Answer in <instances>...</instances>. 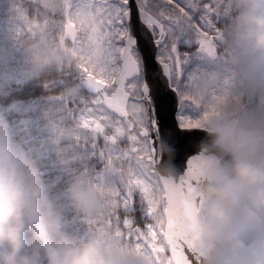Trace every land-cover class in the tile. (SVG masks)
<instances>
[{
    "label": "snow or ice",
    "instance_id": "obj_1",
    "mask_svg": "<svg viewBox=\"0 0 264 264\" xmlns=\"http://www.w3.org/2000/svg\"><path fill=\"white\" fill-rule=\"evenodd\" d=\"M227 0H58L42 15L20 18L46 55L75 63L95 94L78 127L125 146L108 156L123 190L92 189L102 203L93 233L143 257L144 264H202L203 200L196 190L194 146L202 120L229 99L227 79L186 77L196 53L215 57ZM160 149L165 151L159 155ZM168 171L165 172L164 170ZM134 194L139 224L121 218Z\"/></svg>",
    "mask_w": 264,
    "mask_h": 264
},
{
    "label": "clouds",
    "instance_id": "obj_2",
    "mask_svg": "<svg viewBox=\"0 0 264 264\" xmlns=\"http://www.w3.org/2000/svg\"><path fill=\"white\" fill-rule=\"evenodd\" d=\"M42 15L58 0H33ZM219 27L222 62L241 89L264 94V0H230ZM213 156L200 171L203 200L202 264H264V125L246 117L206 122ZM227 157V159H224ZM74 208L95 219L102 203L92 188L74 181L65 189ZM0 264H144L122 242L96 233L64 230L61 214L31 158L0 120Z\"/></svg>",
    "mask_w": 264,
    "mask_h": 264
},
{
    "label": "rangeland",
    "instance_id": "obj_3",
    "mask_svg": "<svg viewBox=\"0 0 264 264\" xmlns=\"http://www.w3.org/2000/svg\"><path fill=\"white\" fill-rule=\"evenodd\" d=\"M24 1L34 3L33 0H0V63L4 64V78L0 81V91L4 88L3 83L5 80L13 82L14 86H17L36 76L42 70L60 71L70 64L69 61L58 60L55 56L44 54L40 47H38V41L24 31V23L20 18V14L26 13L16 10L18 8L22 9L25 6ZM35 7L33 16L39 12L38 6L36 5ZM230 7V0H227L226 11L222 12L221 19L217 25L218 27L223 23L224 17L230 11ZM216 47H219L217 42ZM73 65L75 68L73 71L75 72L70 75L69 79L62 78L58 81L50 80L43 83L45 86L51 85L52 89L59 87V90L51 91L48 97L58 102L65 99V101H71L74 105V110L70 109L66 111V118L70 121L71 126L62 130L63 132L60 131V134L54 137L51 142L38 139V142L35 143L40 144V146L52 148L55 145L60 147L62 142L69 139L66 144L67 148L72 149L71 153L75 152V159H78L85 157L86 154H91L90 151L93 148L96 150L94 146L98 141L96 134H92L78 127L80 113L92 103L95 95H89L88 98L83 96V93L78 88L79 85H77V81H79L82 75L75 63ZM184 75L186 77L215 75L220 79H227L230 84L228 89V102L220 108L217 115L202 120L199 126L205 127L209 119L220 116H224L227 119L235 116L237 118L243 116L256 126L264 125V94L257 93L253 89H241L235 76L229 71L227 65L222 62L220 53L212 59L200 53L190 56L188 63L184 67ZM47 101L49 99L43 101L42 99L32 98L27 102H14L8 109L13 110L19 116H27L31 112H35L40 103H47ZM29 120L27 116V121ZM33 122L37 124L36 121ZM64 135L70 136L64 137ZM121 141L123 139L119 140L116 144H112L106 140L104 135L102 149H100V165L97 166L98 168L93 166L92 172H94V176L86 180L85 184L87 187L92 188L93 186L102 185L105 188H112L118 191L123 190V182L120 174L110 167L108 162V156L110 154L116 155L123 148L118 145V143L121 144ZM83 170L84 176L86 177L92 173H86L88 167ZM61 199L69 200L67 195H64ZM130 207L131 205L123 209H130ZM87 221L82 215L73 221L76 231L85 230L83 235L93 233Z\"/></svg>",
    "mask_w": 264,
    "mask_h": 264
},
{
    "label": "trees",
    "instance_id": "obj_4",
    "mask_svg": "<svg viewBox=\"0 0 264 264\" xmlns=\"http://www.w3.org/2000/svg\"><path fill=\"white\" fill-rule=\"evenodd\" d=\"M24 3L25 6L22 9L18 8L16 10L25 12L27 16H33L36 5L27 1H24ZM0 66L1 81L4 78V64L0 63ZM73 70H75L74 65L70 62L69 66L60 71L42 70L21 85L14 86L13 82L5 80L3 83L4 88L0 91V120L6 123L14 142L34 160L47 192L61 214L64 230L75 235H83L85 230L76 231L73 225V221L82 214L74 208L70 200H62L61 198L66 195L65 189L68 185L74 181L86 185V180L94 176L93 166L98 168L97 166L100 165L101 143H96L94 146L96 150H91V154H86L85 157L78 159H75V152L71 153L72 149L67 148L66 144L69 139L62 142L60 147L55 145L52 148L35 143L38 142V139L51 142L54 137L60 134V131L71 126L70 121L66 118V111L74 110V105L71 101H65V99L58 102L48 97L51 91L59 90V87L52 89L51 85L45 86L43 83L50 80L58 81L62 78L69 79L70 75L75 72ZM77 83L79 84V81ZM78 88L82 93L84 92L80 86ZM84 96L88 98L87 95ZM32 98L42 99L43 101L49 99V101L40 103L35 112L27 115L29 121H27V116H19L13 110L8 109L14 102H27ZM33 121H36L37 124ZM70 135H64V137ZM87 167L86 173H92L86 177L83 169ZM119 215L121 218L129 217L133 224L142 226V224H139V218L142 216V201L138 194H134L130 210L121 208L119 209Z\"/></svg>",
    "mask_w": 264,
    "mask_h": 264
},
{
    "label": "water",
    "instance_id": "obj_5",
    "mask_svg": "<svg viewBox=\"0 0 264 264\" xmlns=\"http://www.w3.org/2000/svg\"><path fill=\"white\" fill-rule=\"evenodd\" d=\"M220 37V35H219ZM219 41V39H218ZM82 86L84 89H86L89 92H92V89L87 84V82L84 80L82 81ZM230 120H236L234 118ZM204 131L203 138L194 146V150L196 155L192 158L193 159V165H194V172H195V178L196 181L198 180V176L200 171L207 165V163L210 161V159L213 156H220L221 154L211 145V138L207 135V130L204 127H201ZM165 151L164 149H160L159 153L157 152V161L156 163L159 164V155L161 152ZM224 159H227V157H224ZM165 172L168 170L165 169Z\"/></svg>",
    "mask_w": 264,
    "mask_h": 264
},
{
    "label": "flooded vegetation",
    "instance_id": "obj_6",
    "mask_svg": "<svg viewBox=\"0 0 264 264\" xmlns=\"http://www.w3.org/2000/svg\"><path fill=\"white\" fill-rule=\"evenodd\" d=\"M216 49H217V53H216V56H217L220 53V48H216ZM105 134H107V132ZM105 134H101L100 137L103 139V137H104ZM118 145L121 146V147H123V145H121L119 143H118Z\"/></svg>",
    "mask_w": 264,
    "mask_h": 264
}]
</instances>
